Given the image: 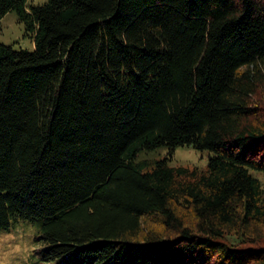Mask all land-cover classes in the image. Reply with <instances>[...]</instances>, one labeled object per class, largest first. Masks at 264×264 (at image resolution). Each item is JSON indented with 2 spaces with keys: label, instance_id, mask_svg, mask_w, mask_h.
Wrapping results in <instances>:
<instances>
[{
  "label": "trees",
  "instance_id": "1",
  "mask_svg": "<svg viewBox=\"0 0 264 264\" xmlns=\"http://www.w3.org/2000/svg\"><path fill=\"white\" fill-rule=\"evenodd\" d=\"M0 230L47 263L264 264V0H0ZM210 154L189 170L143 151Z\"/></svg>",
  "mask_w": 264,
  "mask_h": 264
},
{
  "label": "rangeland",
  "instance_id": "2",
  "mask_svg": "<svg viewBox=\"0 0 264 264\" xmlns=\"http://www.w3.org/2000/svg\"><path fill=\"white\" fill-rule=\"evenodd\" d=\"M46 0H28V4H42ZM25 26L19 23L13 11L8 12L0 23V44L13 49L33 50L32 40L25 36ZM137 159H163L171 157L168 164L172 167L197 168L204 171L210 154L197 151L190 146L143 151ZM39 221L18 220L8 230H0V264H64L66 258L54 263L45 262L41 253L45 245L37 241ZM66 262V261H65Z\"/></svg>",
  "mask_w": 264,
  "mask_h": 264
}]
</instances>
